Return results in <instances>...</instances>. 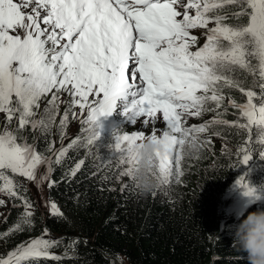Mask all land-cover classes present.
Instances as JSON below:
<instances>
[{"label": "snow or ice", "instance_id": "obj_1", "mask_svg": "<svg viewBox=\"0 0 264 264\" xmlns=\"http://www.w3.org/2000/svg\"><path fill=\"white\" fill-rule=\"evenodd\" d=\"M226 6L238 10L226 13ZM241 17L247 18L246 23H227ZM193 30H202V45ZM237 70L253 76L252 88L242 87L233 75ZM225 87L238 89L245 102L229 98L225 106ZM257 87L259 91L254 90ZM129 95L134 99L125 104L122 115L145 129L151 124L152 131L116 134L115 150L120 155L101 162L96 152L98 163L93 166L98 171L91 175L114 165L117 180L127 176L137 187L128 150L137 141L159 136L165 153L156 154L157 189L180 184L185 144H195L198 154L200 149L209 150L216 136L224 140L222 151L230 153L227 139L212 131L215 126L245 133L236 155L241 164H247L257 142L264 145V0H0V114L4 116L0 196L23 209L0 238L33 227L35 205L26 195L27 186L16 177L38 188L47 182L50 190L65 178L70 183L85 161L77 162L59 181L52 179L53 164H61L77 144L92 154L100 135L99 120L111 116L118 101H127ZM42 101L46 104L41 112ZM61 102L66 105L62 115ZM228 107L238 113L236 120L222 119ZM210 111L216 113L212 120L187 125L189 117ZM70 118L79 121L82 135L53 152L55 159L45 155L53 151L54 142L46 140L47 147L41 152L21 135L31 129L47 137L55 126L63 140ZM13 120L15 128L11 127ZM158 123L164 127L157 128ZM259 154L264 159V151ZM44 166L46 171L41 173ZM237 184L245 195H253L243 177ZM127 188L122 185L121 193ZM3 205L5 200L0 199ZM49 208L51 215L64 218L55 202ZM61 243L50 238L45 227L41 235L0 255V264L60 261L69 258L68 249L76 251L80 241H70L63 257L51 251ZM243 258L240 254L238 260Z\"/></svg>", "mask_w": 264, "mask_h": 264}, {"label": "trees", "instance_id": "obj_2", "mask_svg": "<svg viewBox=\"0 0 264 264\" xmlns=\"http://www.w3.org/2000/svg\"><path fill=\"white\" fill-rule=\"evenodd\" d=\"M237 10L235 6H226L224 12ZM246 20V17L231 18L227 23L242 24ZM233 75L242 81V87H253L252 75L241 70ZM254 90L259 91V88ZM223 92L225 106L229 98L237 103L245 102L246 98L238 89L225 87ZM45 104V101L41 102V112ZM65 107L61 102V115ZM235 112V109L228 107L222 119L236 120L238 113L233 114ZM215 115V112L210 111L200 117H190L188 126L210 121ZM3 124L4 116L0 114V127ZM79 126L78 120L70 118L64 129L63 140L55 126L47 137L31 129L24 130L21 135L27 143H35L41 152L47 147L46 140L54 142L53 151L45 155L55 159L53 152L61 146L67 147L73 139L82 135L81 126L77 128ZM133 126L127 118L114 129L109 126L98 129L100 135L95 141V148L91 149L92 154H88L82 144H77L67 152L61 164L54 163L51 176L59 181L77 162L81 159L85 161L70 183L65 178L64 182L51 190L47 182L44 183L47 190L45 206L41 198L28 189L26 195L35 205L33 227L0 238V255H6L17 245L41 235L47 227L50 238L62 241L58 247L51 249L56 255L63 257L70 241L78 238L80 243L76 251L68 249L69 258L60 261L41 260L40 264H110L115 259L119 264H248L245 255L241 261L238 260L240 254L233 248V238L236 226L248 213L264 210V159L259 154L264 151V145L257 142L252 159L247 164H241L236 150L245 138V133L234 127L215 126L212 131L221 132L227 139V147L231 150L229 154L222 151L224 140L213 136L209 150L200 149L198 154L187 155L182 162V183H174L171 187L156 189L144 195L127 176L117 180L118 173L114 165L103 168L99 175H91L98 171L93 166L98 163L95 153L101 162L116 159L120 153L115 150V135L134 131L131 128ZM11 127H16L15 120ZM253 132L255 134V129ZM197 155L198 158H193ZM41 168V173L46 171V166ZM105 176L110 179H102ZM241 177L253 190V195H245V189L238 186L237 181ZM124 184L128 188L121 193ZM110 188H115V191H109ZM0 199L5 200L0 210L9 203L5 216L0 211V233H4L17 222L23 209L13 207V201L7 197L0 196ZM51 202L57 204L64 218L50 214Z\"/></svg>", "mask_w": 264, "mask_h": 264}, {"label": "clouds", "instance_id": "obj_3", "mask_svg": "<svg viewBox=\"0 0 264 264\" xmlns=\"http://www.w3.org/2000/svg\"><path fill=\"white\" fill-rule=\"evenodd\" d=\"M187 122L190 123V117ZM196 151L195 144H185L186 155L194 154ZM158 152L165 153V146L159 136L156 139L148 137L137 141L128 150L132 175L135 178L134 183L141 194H151L159 186V181L154 175V164ZM233 246L239 254L247 257L248 264H264V210L250 212L241 220L235 228Z\"/></svg>", "mask_w": 264, "mask_h": 264}, {"label": "rangeland", "instance_id": "obj_4", "mask_svg": "<svg viewBox=\"0 0 264 264\" xmlns=\"http://www.w3.org/2000/svg\"><path fill=\"white\" fill-rule=\"evenodd\" d=\"M121 117V119H122V116H120ZM160 126H164L163 125V123H158L157 125H156V127L158 128V127H160ZM151 127H152V125H151ZM150 126H148L146 129L145 128H143V125H142V123H140V124H137V125H134L133 127H131V128H133L134 130H144L146 133L148 132V131H150V130H152V128H151ZM160 133H157V135H159ZM25 180V182H27V188L28 189H32L33 190V194H36L37 196H39L40 198H41V200H42V203L44 204V206L46 205V203H45V198H46V189L44 188V184L43 185H41L39 188L35 185V184H33V183H30V182H28L25 178H22L21 180L22 181H24ZM46 190V191H45Z\"/></svg>", "mask_w": 264, "mask_h": 264}, {"label": "water", "instance_id": "obj_5", "mask_svg": "<svg viewBox=\"0 0 264 264\" xmlns=\"http://www.w3.org/2000/svg\"><path fill=\"white\" fill-rule=\"evenodd\" d=\"M115 264H118L117 260H115Z\"/></svg>", "mask_w": 264, "mask_h": 264}]
</instances>
